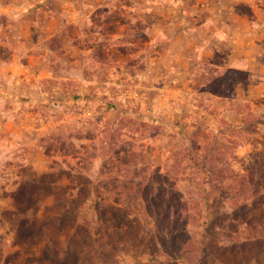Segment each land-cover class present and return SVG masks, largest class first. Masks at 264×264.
Masks as SVG:
<instances>
[{
	"label": "rangeland",
	"instance_id": "1",
	"mask_svg": "<svg viewBox=\"0 0 264 264\" xmlns=\"http://www.w3.org/2000/svg\"><path fill=\"white\" fill-rule=\"evenodd\" d=\"M213 1L0 0V264H264V0Z\"/></svg>",
	"mask_w": 264,
	"mask_h": 264
},
{
	"label": "trees",
	"instance_id": "2",
	"mask_svg": "<svg viewBox=\"0 0 264 264\" xmlns=\"http://www.w3.org/2000/svg\"><path fill=\"white\" fill-rule=\"evenodd\" d=\"M239 180H241V181H239ZM243 181H244V178H240L237 180V182H239V183H237V185L238 184L239 185L236 187L237 188L236 193H235L236 199L239 198L238 196H240L241 193H243V194L246 193L248 191V188H250L249 185H246L247 183L243 184ZM249 183H250V181H249ZM47 184H48L47 179H42L39 181L38 178H34L30 183L29 182L25 183V185H23L21 187V189H19L20 195L23 198H25L26 200H28L30 202V204H33L34 198L36 196L40 195V193H41L40 191L43 190V188H45L47 186ZM253 188L254 187H252L250 191H252ZM222 191L224 192V190H222ZM258 191L264 192V190L261 189V186L258 187ZM20 209H22V206H20ZM55 211L56 210L53 207H51V208L46 207L45 210L43 211L40 219L38 221L33 222V224H32V226L35 227L34 232H32V231L28 232L27 229H25L26 235H28L29 239L34 240L35 236L39 235L40 239L45 240L47 238L45 234L47 233V231L52 226L53 227H59V226L69 224V220H66V218H64V215L69 214L66 209L62 213H57ZM29 224L30 223L28 221L23 222L24 226H27ZM24 228H26V227H24ZM254 229H256V227L253 226V230ZM48 239L51 240L52 244L49 245L47 247V249L45 250V252L43 253V260L50 262L52 260V258L54 257V253H53L52 249H53V246L57 245V240L55 239V237H48Z\"/></svg>",
	"mask_w": 264,
	"mask_h": 264
},
{
	"label": "crops",
	"instance_id": "3",
	"mask_svg": "<svg viewBox=\"0 0 264 264\" xmlns=\"http://www.w3.org/2000/svg\"><path fill=\"white\" fill-rule=\"evenodd\" d=\"M167 3H171V5L173 6V8H176V12L173 15H170L168 18H165V20H167V23H170L175 26L177 33H179V35H183V36H190V35H199L202 39H204L205 42L210 41L212 38H216L221 36L220 35V31H216L214 30L213 25L211 24V22H213V15H211V18L204 16L205 18H201L199 17L201 14L200 13H189L190 16L195 19L196 23L195 26H193V28H187L185 23H186V14L187 11L185 10V1H187V4L191 3L193 5H197V7H203L208 9L210 7V5L212 6L213 4V0H167ZM240 0H236V2H234L232 4V8H233V12L235 15L240 16L241 14L239 12H237V8L236 6L239 4ZM189 2V3H188ZM241 2V1H240ZM235 7V9H234ZM210 9V8H209ZM199 45V44H198ZM196 45V46H198ZM198 50L201 48H197ZM219 49H214L213 52H219ZM255 60L257 61H261V65L264 66V58L262 57V55H253ZM260 58V59H259ZM250 70V69H249ZM250 75V79H249V83H253L254 81L256 82L258 80V75L256 73H253L252 70H250L249 72ZM247 82V85L249 86V84ZM246 84V83H244Z\"/></svg>",
	"mask_w": 264,
	"mask_h": 264
}]
</instances>
